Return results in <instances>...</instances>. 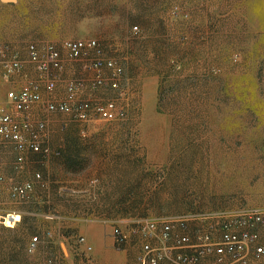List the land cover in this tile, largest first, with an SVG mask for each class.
Wrapping results in <instances>:
<instances>
[{
  "label": "rangeland",
  "instance_id": "rangeland-1",
  "mask_svg": "<svg viewBox=\"0 0 264 264\" xmlns=\"http://www.w3.org/2000/svg\"><path fill=\"white\" fill-rule=\"evenodd\" d=\"M66 39L97 40L104 57L122 69L117 88L107 69L104 84L91 88L96 73L69 58ZM0 43L24 65L12 80L0 74L1 86L33 84L45 101L62 100L67 83L79 82V100L114 102L125 113L88 122L47 113L41 105L28 113L32 122H44L42 144L52 151L39 154L40 162L55 165L63 140L78 157L76 175L51 168L46 176L61 182L75 177L85 186L60 182L58 188L70 190H59L64 198L3 197L2 226L6 211L51 214L26 216L11 239L1 232L0 264H33L39 246L28 254L26 245L44 227L52 234L45 246L65 235L78 264H137L140 242L135 258L123 252L127 244L117 246L114 227L127 231L137 220L173 216L203 227L201 214L225 221L247 209L264 212V0H0ZM31 43L40 49L54 44L61 53V69L49 75L52 92L27 63ZM107 188L112 198L104 197ZM52 212L97 214L88 233L67 226L64 234L55 229Z\"/></svg>",
  "mask_w": 264,
  "mask_h": 264
},
{
  "label": "built area",
  "instance_id": "built-area-1",
  "mask_svg": "<svg viewBox=\"0 0 264 264\" xmlns=\"http://www.w3.org/2000/svg\"><path fill=\"white\" fill-rule=\"evenodd\" d=\"M134 33L139 32L137 26ZM62 47L67 51L71 60H83L86 69L96 74L88 83L93 89L104 84L103 69L111 72L110 81L113 88H117V78L122 74L121 67L103 55L99 42L95 39H66ZM89 56H92L91 58ZM27 63L43 76L45 89L52 92L55 81L49 78L52 71L60 70L62 57L54 44H46L40 49L35 44L27 46ZM23 62L19 57L9 52L7 46L0 43V74L6 80L22 76ZM82 83L70 81L66 85L65 97L62 100H43L36 86L23 83L11 87L5 94L6 103L0 95V144H9L17 152L15 165L20 167L27 152L49 156L51 150L42 144L45 129L44 122H32L28 113L41 105L47 113H64L82 122L96 118L112 121L123 119L125 113L114 102L97 103L90 100H79L78 89ZM56 155L59 151L55 152ZM2 159L0 157V164ZM34 179L41 180L36 173ZM5 178L0 176V195ZM34 185L31 181L13 184L9 188L8 196L14 202L26 201L31 198ZM14 213L2 217V224L7 227L14 226L19 219ZM210 217V218H208ZM204 226L196 233V242L191 243L189 236L175 237L174 254L171 253L169 242L175 230H186L190 221L188 216H173L160 218H146L137 220L127 231L120 227L113 228L117 246L123 248L126 244L136 240L140 242V249L136 256L137 264H161L167 260L169 264H202L204 259L214 257L213 264H251L260 262L264 258V238L260 228L264 229V212L256 209H247L228 220L223 221L222 216L214 214L198 215ZM46 238H51V232H45ZM80 245L90 252L92 247L87 240L80 237ZM40 244L38 236H32L27 245L26 252L34 254Z\"/></svg>",
  "mask_w": 264,
  "mask_h": 264
},
{
  "label": "crops",
  "instance_id": "crops-1",
  "mask_svg": "<svg viewBox=\"0 0 264 264\" xmlns=\"http://www.w3.org/2000/svg\"><path fill=\"white\" fill-rule=\"evenodd\" d=\"M7 86H1L0 85V95L1 100L3 103H6L5 94L9 90ZM69 146H67V143L65 140H63L62 145L60 146V156L56 158V164L52 161H44L40 162L39 158L41 157L39 154H35L32 152H27L25 154V160L23 164L20 167H17L15 165V158L17 156V152L15 149L9 145V144H0V157L2 159V163L0 164V176H3L5 178V182L2 184V192L0 195V201L3 199V197L8 196L9 188L13 184L22 183L26 181H31L34 185L33 192L31 194L30 199H37V200H48L51 198V196H60L61 198H64L67 196L66 194L62 196L63 194L59 193V190H66L67 192L70 191L65 187L58 188V184L62 181L61 179L57 178L55 180H51V178H48L46 176V173L49 174V169L53 168L52 170H57L58 173L65 174V175H76L75 172H77L78 168L76 167V161L78 157L75 154H72L69 152ZM40 166H37V164ZM14 164V165H13ZM41 171L43 176L46 178V181H37L34 180V174ZM32 174V176H31ZM60 174V175H61ZM63 176V175H62ZM66 177V176H65ZM65 184L69 183H81L85 186V181L77 180L75 177L70 180H64ZM63 182H61L63 184ZM50 185H56L53 186V188L50 187ZM108 189V190H107ZM104 193L105 198H112L110 196V189L107 188ZM52 192V193H51ZM83 192L85 193L86 197H94L90 190L88 188H84ZM6 212H13L14 214L20 215L22 217V222L20 224H15L14 226L7 227L0 225V233L5 232L10 236V239L15 236L18 229L21 226L26 225L25 223V217L26 216H37V217H43L44 214H48L50 212H26V211H6ZM55 213L57 216L56 222V228L58 232L64 233L66 232L67 226L78 228L80 231L85 233H88V222L93 221V217L96 216L97 212L91 213L90 215L83 213V215L80 212H52ZM51 214V213H50ZM109 215L108 213H105ZM105 216V215H104ZM53 224V223H52ZM203 227L199 223H189L188 228L186 230H175L173 233V238L169 242V247L171 248V253L174 254L176 252L175 250V237L180 235H187L190 238L191 243L196 242V233L197 231L201 230ZM50 230L47 229V227H44L42 230H40L39 233V239L40 244L39 248L37 250V253L35 255V258H33V264H47V260H50V264H78L79 261H77L76 258H72V254L70 253L68 247L69 246V239L65 237V235H59L56 238V241H53L50 246H45L46 242V236L45 231ZM262 237L264 238V229H259ZM65 234V233H64ZM32 237V236H31ZM30 237V238H31ZM29 238V239H30ZM29 241V240H28ZM26 245V244H25ZM137 243H128L124 249L125 251H131V254L135 258V254L137 252ZM103 261V263H110L109 261L105 259H100ZM99 260V261H100ZM100 261V262H101ZM214 257L210 256L207 259H204L202 261V264H213ZM120 263V262H119ZM22 264H31L30 262L22 263ZM161 264H169L167 260L163 261ZM251 264H264V258L260 262L252 261Z\"/></svg>",
  "mask_w": 264,
  "mask_h": 264
},
{
  "label": "bare ground",
  "instance_id": "bare-ground-1",
  "mask_svg": "<svg viewBox=\"0 0 264 264\" xmlns=\"http://www.w3.org/2000/svg\"><path fill=\"white\" fill-rule=\"evenodd\" d=\"M15 219H19V217L18 216H15Z\"/></svg>",
  "mask_w": 264,
  "mask_h": 264
}]
</instances>
